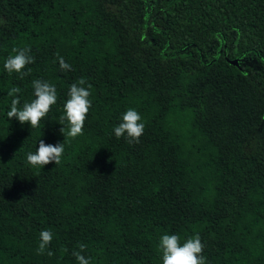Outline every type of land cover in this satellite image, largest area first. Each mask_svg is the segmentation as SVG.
Wrapping results in <instances>:
<instances>
[{"label": "trees", "instance_id": "1", "mask_svg": "<svg viewBox=\"0 0 264 264\" xmlns=\"http://www.w3.org/2000/svg\"><path fill=\"white\" fill-rule=\"evenodd\" d=\"M13 48L34 57L23 79ZM80 78L91 108L64 137ZM37 79L57 101L31 128L8 91L22 108ZM129 108L138 143L114 133ZM263 128L264 0H0V264H162L164 234H199L206 264H264ZM40 140L60 164L27 162Z\"/></svg>", "mask_w": 264, "mask_h": 264}, {"label": "clouds", "instance_id": "2", "mask_svg": "<svg viewBox=\"0 0 264 264\" xmlns=\"http://www.w3.org/2000/svg\"><path fill=\"white\" fill-rule=\"evenodd\" d=\"M15 55H10L5 63L4 68L9 73H20L21 79L27 73L23 69L29 63L34 62V57L31 56L29 48H13ZM60 69L63 71L69 70L71 65L66 63L63 57L58 56ZM30 71V70H29ZM86 81L80 78L77 83L70 86L68 99L64 104V115L60 118L61 121L66 120L68 130L65 132L61 128L64 137L76 138L83 134L84 122L87 118L89 109L91 108V95L88 88L83 87ZM35 99L31 102H25L23 107H18L20 101L15 97L16 93L20 92V88L13 87L8 91V96L14 97L11 100L10 110L7 112V117L16 118L21 124L28 122L31 128H38L41 120L49 113L51 106L57 101V91L54 85L42 81L33 80ZM145 124L142 122L140 113L129 108L122 114V122L114 128V133L117 139L125 136L129 144L138 143L139 138L143 135ZM64 153V145L46 144L43 140L39 141V147L35 153L27 154V162L33 167H44L51 162L55 165L60 164L61 157ZM53 239V234L50 230H42L40 233V243L37 249L38 254H43L48 248V245ZM86 246L80 244L79 248L83 250ZM204 245L201 242L199 234L188 238L183 244L180 243V237L177 234H164L160 237L158 250L162 253V264H206V259L202 255ZM65 251H67L65 249ZM52 255L51 251L47 253ZM73 255L78 260L79 264H89V259L79 251L73 252Z\"/></svg>", "mask_w": 264, "mask_h": 264}, {"label": "rangeland", "instance_id": "3", "mask_svg": "<svg viewBox=\"0 0 264 264\" xmlns=\"http://www.w3.org/2000/svg\"><path fill=\"white\" fill-rule=\"evenodd\" d=\"M246 65L249 66V67H253L256 64L254 63L253 60H243V61H241V66L244 67ZM259 133H260L259 138H262V140H264V128H263V131H259Z\"/></svg>", "mask_w": 264, "mask_h": 264}, {"label": "water", "instance_id": "4", "mask_svg": "<svg viewBox=\"0 0 264 264\" xmlns=\"http://www.w3.org/2000/svg\"><path fill=\"white\" fill-rule=\"evenodd\" d=\"M232 63H233V64H236L237 62H236V60H232Z\"/></svg>", "mask_w": 264, "mask_h": 264}]
</instances>
